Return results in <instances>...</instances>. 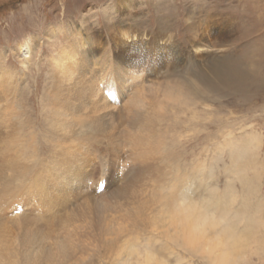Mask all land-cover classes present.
Masks as SVG:
<instances>
[{
    "label": "rangeland",
    "instance_id": "1",
    "mask_svg": "<svg viewBox=\"0 0 264 264\" xmlns=\"http://www.w3.org/2000/svg\"><path fill=\"white\" fill-rule=\"evenodd\" d=\"M78 27L82 31L77 35L80 40L87 41L92 36L90 42L97 47V56L110 49L120 61L136 65L138 71L145 70L141 84L129 87L130 95L143 99L150 105L149 109L156 106L150 113L157 122L146 146L128 145L129 132L121 128L127 146L124 151L146 150L151 165L175 172L178 180L140 183L134 198L148 201L153 207L154 196L167 197L177 186L188 189L195 198L208 195L211 186L222 198L226 193L234 200L231 213L241 206L243 198L247 197L251 205L259 202L263 206L261 211L252 212L264 222V0H0V91L4 89L1 84L13 81L6 90L13 93L4 94L8 113L0 118L2 125L8 127L17 119L13 106H25L26 99H30V104L25 109L36 112L31 117L34 120L38 117L37 122L43 118L39 113V100L52 73L50 60L67 46L72 30ZM31 38L32 58L25 67L17 48ZM223 65H228L223 75L205 71ZM105 81L101 84L103 91L107 89ZM17 93L19 97L15 96ZM28 134H21L19 142L8 145L6 158L14 156L22 164L30 163L34 144ZM98 144L107 147L108 143L104 138ZM234 145L246 148L249 145V152H243L238 161L240 170L233 162ZM132 164L127 169L132 168ZM106 184L109 189L114 187L110 180ZM102 192H97L95 197H100ZM133 205L132 216L139 209L138 202ZM22 211L28 210L20 207L7 211L5 224L17 232L22 224ZM245 217L242 215L243 221L235 223L238 232H244ZM122 224L124 230L126 223ZM158 231L148 235L136 230L131 232L132 235L135 232L134 237L138 236L135 243L153 252L156 258L146 259L142 264H214L205 253L206 248L199 254L184 251L183 247L168 242V237L161 234L163 229ZM251 231L255 239L243 242V249L237 255L227 250L229 255L224 264H264V253L259 250L264 247V223H258ZM148 238H152L154 246L144 244ZM163 244L168 253L163 250L159 254L157 250ZM93 247H89L92 249L82 257L81 264L91 260L101 264L98 261L100 249ZM120 260L114 259L110 264H123Z\"/></svg>",
    "mask_w": 264,
    "mask_h": 264
},
{
    "label": "bare ground",
    "instance_id": "2",
    "mask_svg": "<svg viewBox=\"0 0 264 264\" xmlns=\"http://www.w3.org/2000/svg\"><path fill=\"white\" fill-rule=\"evenodd\" d=\"M76 30H72L67 46L50 60L52 73L39 100V113L43 118L37 122L38 117L35 120L31 117L36 112L25 109L30 104V99H26L25 106L20 104L21 107L17 102V106H13L17 119L8 127L0 123V264H81L82 257L88 254L89 249L91 251L89 247L92 245L93 249H100L98 261L101 264L105 261L110 264L119 258L123 264H142L146 259L153 260L154 254L137 245L134 240H138V236L134 237L135 232L133 235L131 232L136 230L148 235L160 232L159 229H163L161 234L168 237L169 243L197 254L206 248L210 261L224 264L229 251L237 255L243 249V242L255 239L251 229L264 222L254 215L263 206L259 202L251 205L246 197L240 201L241 206L231 213L234 200L226 193L223 198L217 192L216 195L215 187L211 186L208 187L209 192L206 191L208 195H201L200 198L177 186V190L167 197L154 196L153 207L148 205V201L136 200L134 192L140 183L147 185L153 180L162 183L178 180L175 172H166L151 165L146 150L137 148L138 152H135L132 148L129 152L124 151L126 145L121 128L129 132L128 145L140 147L149 144V134L154 131L157 122L150 113V109L156 106L149 109L150 105L147 106L143 99L130 95L129 87L141 81L145 70L138 71L136 65L120 61L110 49L97 56V47L90 42L92 36L87 41L80 40L77 35L82 31L79 27ZM32 40H24L17 48L25 67L32 58ZM104 80L107 84L105 91L101 87ZM10 84L13 85V81L1 84L4 85L0 91L1 120L8 113L3 100L5 95H11L12 91L6 92ZM15 96L19 97L18 93ZM23 133H29V140L31 138L34 144L28 164H22L14 156L6 158L8 145L19 142ZM104 138L107 147L98 144ZM247 148L235 146L232 150L233 162L238 170V161L243 152H249ZM131 164L132 168L127 169ZM117 178L120 183H117ZM109 180L114 184L112 189L106 186ZM99 191H103L102 195L96 198ZM137 202L139 209L132 216L133 204ZM20 207L28 211L20 213L22 224L17 232L5 223L7 211ZM242 215L246 216L247 223L244 232H238L235 223L243 221ZM122 222L126 223V228L122 226L124 230L121 229ZM89 224L92 227H88ZM149 238L144 244L153 245L152 238ZM163 246L160 245L159 249L158 245L155 247L158 253L166 250ZM262 246L259 250L264 253ZM96 262L91 260L87 264Z\"/></svg>",
    "mask_w": 264,
    "mask_h": 264
},
{
    "label": "clouds",
    "instance_id": "3",
    "mask_svg": "<svg viewBox=\"0 0 264 264\" xmlns=\"http://www.w3.org/2000/svg\"><path fill=\"white\" fill-rule=\"evenodd\" d=\"M228 65L212 66V67H209L208 69H206L205 71L209 72L210 74L214 72V73L223 75L226 72Z\"/></svg>",
    "mask_w": 264,
    "mask_h": 264
}]
</instances>
